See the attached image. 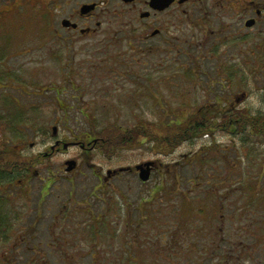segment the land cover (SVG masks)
<instances>
[{
    "label": "rangeland",
    "instance_id": "1",
    "mask_svg": "<svg viewBox=\"0 0 264 264\" xmlns=\"http://www.w3.org/2000/svg\"><path fill=\"white\" fill-rule=\"evenodd\" d=\"M24 27L20 38H0V55H3L0 64L18 69L8 73L15 83L0 88V104L18 98L19 105L29 100L51 104L44 111L40 110L34 119L10 117L0 107V148L23 144L28 154L43 153L52 141L50 128L53 125L57 127L58 136L70 139L89 130L100 135L112 125L125 130L141 119L156 123L176 121L172 112L178 111L181 102L174 95L173 87L167 86L177 80L176 72L161 71V78L152 79L150 91L149 83L144 81L143 60L137 61L138 58L130 55L97 54L93 46H82L74 51L73 67L66 71L59 67V64L63 66L64 54L53 48L47 24L36 18ZM258 42L259 46L252 37L246 44V87L251 89L247 99L250 104H254L256 96L253 82L263 79L257 73L258 68L261 67L264 74V39ZM221 48L227 51L232 46ZM257 50L261 55L257 56ZM147 61L148 64L159 63L151 57ZM170 64L174 67L176 63L171 61ZM149 68L155 71L156 67ZM160 94L165 101L159 102ZM56 97L60 103L68 104V116L63 115L65 108H61ZM202 99V95L195 97L196 102ZM17 107L6 106L15 112ZM81 108L87 115L79 113ZM107 132L115 141L124 140V134L109 128ZM209 137L182 141L170 149L141 139L118 148L110 157L92 155L94 162L100 161L104 173L119 165L133 166L156 159L170 166L167 169L161 165L146 181L140 180L138 173H125L120 179H111L98 196L90 195L97 192L96 178L90 170L84 168L83 173L76 174L73 185L59 175L60 163L77 155L75 148L60 149L51 158L40 154L43 162L34 167L38 176L30 178L26 186L21 187L17 182L12 187L10 183L0 185V217L4 218V233L8 236L0 241V264H210L203 259L212 248L204 246L207 250L202 251V242L234 235L240 226L237 219L231 225L227 213L236 214L249 208L260 213L264 209V173L260 182L257 181L262 175L257 152L247 155L243 147L237 150L241 147L239 139L236 137L232 143L221 133L216 134V145L208 151H200L197 158L195 152L204 143L209 144ZM235 143L238 147L234 150L231 144ZM184 153L186 156L182 155ZM204 155L206 157L202 158ZM6 175L7 172H0V177ZM48 176L53 180L48 192L43 193L40 187L49 181ZM88 203L94 212L83 211ZM221 203L222 213L227 215L224 220L218 216L212 219L217 215L213 211ZM64 205L74 211L78 208V214L65 220L58 215L53 218L54 213L66 209ZM91 212L103 213L102 221L93 222ZM206 218L212 219L214 227L208 228L206 233L199 232ZM227 224L230 226L226 231L218 229ZM56 249L64 256H72V261L66 258L68 262H59L62 258L53 253ZM220 255L225 254L220 252ZM212 258L213 262L218 261ZM257 258L255 256V260Z\"/></svg>",
    "mask_w": 264,
    "mask_h": 264
},
{
    "label": "flooded vegetation",
    "instance_id": "2",
    "mask_svg": "<svg viewBox=\"0 0 264 264\" xmlns=\"http://www.w3.org/2000/svg\"><path fill=\"white\" fill-rule=\"evenodd\" d=\"M36 18L42 19L44 24H47L49 30L47 34L53 48L64 54L63 66L59 64V67L66 71H71L73 67L71 60L76 54L74 51L82 46H93L97 54L130 55L138 58L137 61L143 60L146 67L142 69L145 72L144 81L149 83V88L153 78L156 80L161 78V71L176 72L177 80L167 85L173 87L174 95L181 102L176 113L171 111L175 114V119L202 117L227 121L208 133L209 144L204 143L200 146L201 149L195 152L197 158L200 151L206 149L208 151L216 145V134L226 135L232 143L237 137L241 147H238L236 143L231 144L234 150L237 147V150L243 147L247 155L257 152L262 166L260 170L262 175L257 179L260 182L264 173V74L262 68H258L257 73L262 75L263 79L253 82L256 96L254 104L252 102L250 104L247 101L251 89L246 87L248 59L245 55H247L248 38L255 37L258 46V41L263 42L264 0H0V38L22 37L24 24L31 23ZM228 44L232 46L231 49L225 51L221 48ZM258 50L257 56L261 55L258 54L260 53ZM54 55H57L56 52ZM150 57L151 60L157 59L159 63L148 64L147 59ZM171 61L176 63L174 67L170 64ZM152 66L156 67L155 71L148 69ZM92 67L98 66L92 65ZM16 70L18 69L13 65L0 64V78L6 79V85L0 79V88L7 86L10 82L15 83L14 80H10L12 74L10 76L8 73ZM198 95H202L203 99L196 102L195 97ZM158 99L159 102L165 101L162 94ZM55 100L59 101L62 109L65 108L63 115L68 116V104L60 103L57 97ZM19 103V98L14 102L6 100L0 104V107L4 108L2 110L10 117L15 115L19 118L23 116L34 119L40 114V110L44 111L51 104V102L41 103L39 100H29L23 105ZM6 106L18 107L15 112ZM79 113L83 116L87 115L82 108ZM26 114L30 115L24 116ZM49 114L52 115V112ZM232 120L240 121L243 127H240L239 131L233 130ZM251 120L256 121L257 127L251 126L253 125ZM54 126L56 125L50 128L52 141L48 143L45 152L28 154L23 144H15V151L29 159L17 164L14 161L8 162V165L0 159V172H7L6 176L0 177V185L10 183L12 187L17 182L21 187L26 186L30 178L38 176V170L34 167L43 162L39 160L40 154L51 158L59 153L60 149L66 151L67 148H75L77 155L69 158L73 159L72 163H67L69 159L60 163L59 175L63 179H68L70 185H73L76 174L83 173L84 168L90 170V174L96 178L97 188L95 189L97 192L90 195H100L103 187L111 179H120L125 173H138L134 167L136 164L121 165V167L119 165L107 169L104 173L100 161L94 162L91 159L94 154H102L99 149L102 138L99 137L98 132L89 130L67 139L58 136L57 127L55 129ZM29 145L34 146L30 143ZM182 155L186 156L185 153ZM36 156L38 158H34ZM205 157L206 155L202 158ZM161 165L163 163L156 159L151 171L158 170ZM164 165L169 169L168 164ZM46 179L49 181L40 187L43 193L48 192L53 180L50 176ZM2 189L4 190L3 187ZM226 195L227 193H224V196ZM218 205H220L219 208L213 211L217 215L212 219L218 216L224 220L228 214V222L232 225V221L237 219L240 221V226L234 235L226 234L220 240L209 238L210 240L201 241L203 244L200 248L204 246L212 248L208 253L206 252L203 262L264 264V209H261L260 213L249 208L242 209L236 214L230 212L225 214L222 213L223 203ZM247 205L250 204L247 203ZM80 206L83 204L80 203ZM82 209L83 211L91 210L89 203ZM78 211V208L74 211L66 207L63 212L54 213L53 218L58 215L65 220L70 215L78 214ZM92 212L91 220L101 222L104 214ZM202 219L205 217L202 216ZM212 219L206 218L205 224L199 226V232L206 233L208 228H213ZM229 226L227 224L218 229H223L224 232ZM94 231L100 233L97 230ZM94 231L91 232L95 233ZM27 236L24 235L25 239L28 238ZM205 247L202 251L207 250ZM220 252L225 255L221 256ZM53 253H56L57 258H62L59 262L64 260L68 262L66 258L69 260L72 258V256L60 254L58 249ZM255 256L258 257L256 260ZM212 257H216L218 261L213 262ZM93 260L96 261L94 258Z\"/></svg>",
    "mask_w": 264,
    "mask_h": 264
},
{
    "label": "trees",
    "instance_id": "3",
    "mask_svg": "<svg viewBox=\"0 0 264 264\" xmlns=\"http://www.w3.org/2000/svg\"><path fill=\"white\" fill-rule=\"evenodd\" d=\"M172 120L156 123L154 121L141 119L140 122L125 130L120 126H108L105 130L101 131L100 135L98 134L99 137L102 138L99 149L103 155L110 157L118 148L128 144L138 143L141 139L152 140L156 146L170 149L175 147V145L177 146L182 141L188 139L191 140L204 133H211L214 128H219L222 123L227 122L216 118L213 120L204 119L202 117L185 120L176 119V121ZM251 121L253 123L251 126L257 127L256 121ZM232 124L231 127L236 131H239L240 127H243L240 125V121L232 120ZM108 128L117 133L124 134V140L115 141L112 134L108 136ZM0 154V159L6 163V165L13 161L17 164L22 160L29 159V157L27 158L26 156L17 153L14 148H8L7 145H3V147L0 148ZM34 158L38 157L36 156ZM157 189L159 188L157 187ZM4 224V218L0 217V241L5 240L8 237L6 233H4Z\"/></svg>",
    "mask_w": 264,
    "mask_h": 264
},
{
    "label": "water",
    "instance_id": "4",
    "mask_svg": "<svg viewBox=\"0 0 264 264\" xmlns=\"http://www.w3.org/2000/svg\"><path fill=\"white\" fill-rule=\"evenodd\" d=\"M53 128L56 129L55 126ZM55 129H54V131H55ZM68 162L69 163H72L73 160H69ZM152 163H153V161H147V162H144L142 164H139V165H136L135 166L136 169L139 170L138 175H139V178L141 180H144L145 181V180H148L149 179L150 171H151V167L150 166L152 165ZM68 168H70V166Z\"/></svg>",
    "mask_w": 264,
    "mask_h": 264
}]
</instances>
